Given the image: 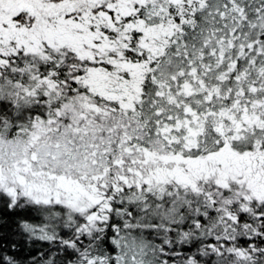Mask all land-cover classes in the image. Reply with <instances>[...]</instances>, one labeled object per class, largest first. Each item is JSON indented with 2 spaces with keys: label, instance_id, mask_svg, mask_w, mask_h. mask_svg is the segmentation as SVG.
<instances>
[{
  "label": "snow or ice",
  "instance_id": "obj_1",
  "mask_svg": "<svg viewBox=\"0 0 264 264\" xmlns=\"http://www.w3.org/2000/svg\"><path fill=\"white\" fill-rule=\"evenodd\" d=\"M0 264H264V0H0Z\"/></svg>",
  "mask_w": 264,
  "mask_h": 264
}]
</instances>
